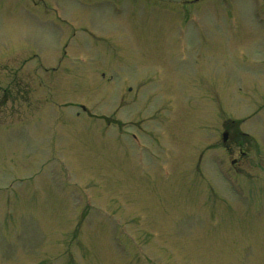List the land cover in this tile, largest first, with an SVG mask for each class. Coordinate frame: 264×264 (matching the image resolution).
Here are the masks:
<instances>
[{"label":"rangeland","instance_id":"rangeland-1","mask_svg":"<svg viewBox=\"0 0 264 264\" xmlns=\"http://www.w3.org/2000/svg\"><path fill=\"white\" fill-rule=\"evenodd\" d=\"M0 264H264V3L0 0Z\"/></svg>","mask_w":264,"mask_h":264},{"label":"water","instance_id":"water-1","mask_svg":"<svg viewBox=\"0 0 264 264\" xmlns=\"http://www.w3.org/2000/svg\"><path fill=\"white\" fill-rule=\"evenodd\" d=\"M174 1H180V0H174ZM223 139H226V133L223 134Z\"/></svg>","mask_w":264,"mask_h":264}]
</instances>
